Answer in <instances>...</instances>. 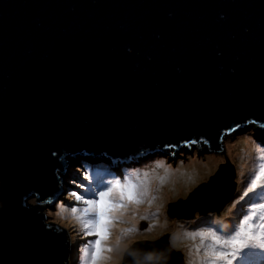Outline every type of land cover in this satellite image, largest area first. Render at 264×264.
<instances>
[{"label":"water","instance_id":"water-1","mask_svg":"<svg viewBox=\"0 0 264 264\" xmlns=\"http://www.w3.org/2000/svg\"><path fill=\"white\" fill-rule=\"evenodd\" d=\"M261 125L264 0H0V264H69L43 207L65 164L166 170L227 138L264 156ZM235 177L220 164L167 215H219ZM168 238L131 243L120 264H185Z\"/></svg>","mask_w":264,"mask_h":264},{"label":"rangeland","instance_id":"rangeland-1","mask_svg":"<svg viewBox=\"0 0 264 264\" xmlns=\"http://www.w3.org/2000/svg\"><path fill=\"white\" fill-rule=\"evenodd\" d=\"M220 144V149L216 151V154H218L219 157L216 155L217 159L215 158V163L212 169L200 178L196 176V168L193 167L192 162L201 164L205 161H201L191 149L185 147H182L174 152L172 165L166 170H157L149 164H142L120 177L105 178V180L104 178L96 177L99 184L93 183L91 180L93 177H90L91 179L87 180L89 183L83 181L80 182L81 185L76 183L77 186L82 189H85L82 185L86 187V190L83 191V193L78 190L76 191V189L72 186H68L69 184L67 181L71 182L69 179H72L69 177L71 176L69 173L66 177V181L64 180L62 182V187L51 198V203L44 209V213L46 215L45 222L52 221L67 229L72 251L68 259V263L82 264L83 249H85L88 246L89 241L94 240L95 237L85 235L83 223L87 217L82 216L81 213L78 212L81 216L80 221L82 224H79L77 215L75 217L76 220L72 217L67 219V216L61 219L59 214L63 209H61L62 207L60 206L64 205L65 209L69 212H71L70 208L72 206H77L82 209L84 207L83 203L77 202L75 198L70 195V193L77 192L79 194H84L87 197H92L95 190L102 189L104 184L107 182V179H119L123 183L124 178L127 177L135 183L143 182L147 188V194L139 203L126 200V207L119 213L115 214L116 218L109 226L110 235L104 241L105 244L108 240L114 243L113 246H109L113 251L106 252L104 254L105 256L110 257L104 262V264H111L113 260L118 259L117 254L119 249V253L122 252L120 256L123 255V252L129 247L122 245V242H125L124 239L131 243L132 241L139 239L161 237L166 232L170 233L172 246L180 249L184 253L185 264H202L204 246L200 244L199 237L193 240L189 238L188 234L199 230H205L208 227H212L213 229L223 228L227 230L233 225H238L239 219H242L243 215L247 214L250 210L251 203H259L257 202V199L261 197L262 193H264V189H259L254 193H249L243 200L240 199L247 189L251 178L254 176L256 170H258L259 165L264 163V156L253 154L249 149L232 138L224 139L220 142ZM226 162L231 164L234 168L236 176L234 181L237 182L236 185L239 190L237 194L238 197H232L231 201L221 210L220 215H216L212 211L201 216H196L192 220H178L176 218H170L167 215L166 208L169 202L178 200V198H185L187 194L199 183L207 181L209 176L214 174V172L219 168L220 164H225ZM71 166L72 169L73 166H75V170H81L79 165ZM186 169L190 170L193 174L184 172ZM169 171L176 172V176H168L167 173ZM81 172L84 175L87 173L82 170L79 171L78 174H74L72 176H79V173ZM144 173L148 174L146 178ZM73 181L78 182L79 179H73ZM166 181H168L174 188L168 186ZM162 192L166 193V196L162 198V201H160L161 198L159 197V193ZM202 195L204 197V194ZM154 203L156 205H154ZM236 204L237 206L234 208L231 207V205ZM132 214L133 219H131ZM208 220H210L213 224ZM255 220L257 225L262 223L259 219V215L255 217ZM141 221H145L146 223L143 222V225H141ZM227 222H229L228 227H226ZM220 223L222 225L217 226ZM160 224H165L164 228H161ZM205 243H207V241H205ZM79 246L80 248L77 249ZM197 246L200 247L199 253L196 251ZM245 251L250 252L249 250ZM250 256L251 253L247 256V258H245L246 262L244 261L243 264H257L256 261L252 262L251 260V262H249L251 259ZM233 262V264H237V261ZM116 263L118 264V262H114V264Z\"/></svg>","mask_w":264,"mask_h":264},{"label":"snow or ice","instance_id":"snow-or-ice-1","mask_svg":"<svg viewBox=\"0 0 264 264\" xmlns=\"http://www.w3.org/2000/svg\"><path fill=\"white\" fill-rule=\"evenodd\" d=\"M147 175L144 173L145 178ZM258 188L264 189V163L259 165L240 199L243 200ZM146 194L147 188L143 182L135 183L127 177L124 178L123 183L119 179L107 181L102 189L95 190L92 197L77 192L70 193L77 202H82L84 205L82 209L72 206L71 213L80 212L82 216L87 217L83 223L85 235L95 237L83 249L82 264H104L110 258L104 254L111 252L112 249L106 247L104 241L110 235L109 226L116 218L115 214L126 207V200L139 203ZM60 207L63 208L64 205ZM257 215L262 221L258 225L254 223ZM188 236L193 240L199 237L200 244L204 246L202 264H233V261L243 264L250 254L245 250H259L264 253V199L259 203H251L250 210L239 219L238 225H233L227 230L208 227L205 230L189 233ZM196 251L199 253V246L196 247Z\"/></svg>","mask_w":264,"mask_h":264},{"label":"clouds","instance_id":"clouds-1","mask_svg":"<svg viewBox=\"0 0 264 264\" xmlns=\"http://www.w3.org/2000/svg\"><path fill=\"white\" fill-rule=\"evenodd\" d=\"M220 142H222V140L220 141ZM221 147V146H220ZM74 167L75 166H73V169H72V166L71 165H67V164H65V166H64V168H63V173L61 174V173H58V176H59V179H60V188L62 187V182L65 180L66 181V177L68 176V174L70 173V175L71 176H69V177H71L72 179H69L70 181H71V183L72 184H74V185H72L70 182H68L67 181V183L69 184L68 186H72V187H74L75 189H76V191L78 190V191H80V192H82L83 193V191H82V188H80L79 186H77L76 185V183L77 184H80V182H76V181H73V179L75 180L76 178H75V176H72V175H74V174H78V172L79 171H82V170H84V171H86L85 169H83L82 167H80L81 168V170L79 169V171H77V170H75L74 169ZM68 170H69V172H68ZM73 170L74 171H77L76 173L75 172H73ZM81 174H83L82 172L81 173H79V176H81ZM63 179V180H62ZM82 187H85L84 185H82ZM236 189H238V186L236 187ZM236 192V191H235ZM233 197H234V195H233ZM179 199V198H178ZM51 200L52 199H50V200H46V202H45V204L43 205V207H44V209H45V207H47L50 203H51ZM176 201V200H175ZM231 201V200H230ZM229 201V202H230ZM171 202H173V201H171ZM228 202V203H229ZM233 202V201H232ZM232 202H231V204H232ZM227 203V204H228ZM226 204V205H227ZM225 207V206H224ZM232 207V206H231ZM213 213H215V212H213ZM221 213V212H220ZM45 214V213H44ZM216 214V213H215ZM217 215V214H216ZM196 216H201V215H198V213H196L195 214V217ZM45 217H46V215H45ZM194 217V218H195ZM179 220V219H178ZM180 220H184V219H180ZM192 220V219H191ZM256 221V220H255ZM142 223H141V225H143V222L144 223H146L145 221H141ZM47 223H53V224H56V225H58L60 228H63V229H65L66 231H67V229L66 228H64V227H61L59 224H57V223H55V222H52V221H50V222H47ZM226 227H228V226H226ZM230 228V227H229ZM166 233H169V232H166ZM165 234V233H164ZM163 234V235H164ZM157 238H159V237H157ZM157 238H152V239H147V240H155V239H157ZM169 243H170V246L171 247H173L175 250H179V251H181L180 249H178V248H176V247H174V246H172V244H171V240H170V233H169ZM139 240H144V239H139ZM146 240V239H145ZM135 241H137V240H135ZM135 241H132L131 243H133V242H135ZM130 243V244H131ZM129 244V245H130ZM128 245V246H129ZM80 247H78L77 249H79ZM250 251V253H251V251L252 250H249ZM255 252H256V254L255 255H253V256H250V260H249V262H251V260H252V262L253 261H255L256 260V262H257V264H260V263H262L261 261H258V258L259 257H257V252H259V250H254ZM72 252V251H71ZM71 252H70V255H71ZM78 252V251H77ZM76 252V253H77ZM182 252V251H181ZM182 254H183V256L185 257V255H184V253L182 252ZM70 257V256H69ZM122 257V256H121ZM247 258V257H246ZM120 262H121V259H120ZM185 262V261H184Z\"/></svg>","mask_w":264,"mask_h":264},{"label":"bare ground","instance_id":"bare-ground-1","mask_svg":"<svg viewBox=\"0 0 264 264\" xmlns=\"http://www.w3.org/2000/svg\"><path fill=\"white\" fill-rule=\"evenodd\" d=\"M231 152V151H230ZM222 153V152H221ZM216 155H217V157H219L218 156V154H216L215 153V156H214V158L212 159V160H210V161H205V162H202L201 164L200 163H194V162H192V164H193V167H195L196 168V170H195V174H196V176L198 177V178H200L202 175H204V174H206L209 170H211L212 169V167H213V165H214V163H215V158H216ZM233 156H235V155H233ZM236 157V156H235ZM217 159V158H216ZM202 161V160H201ZM68 172H69V170H68ZM184 172H189V173H191V174H193L190 170H188V169H186V170H184ZM167 175L168 176H176V172H174V171H172V172H168L167 173ZM63 180V179H62ZM167 182V184H168V186H170V187H172V188H174L168 181H166ZM166 196V193H164V192H162V193H159V197L161 198L160 199V201H162V198H164ZM154 205H156L155 203H154ZM235 206H237V204L236 205H233L232 206V208H234ZM61 209H63L62 210V212L59 214V216H60V218L61 219H63L65 216H67L66 218L67 219H69V218H74V220H76V215L78 216V221H79V224H82L81 223V216H80V214L79 213H76V214H73V213H71V212H69V211H67V209H65V207H63V208H61ZM131 219H133V214H132V216H131ZM164 226H165V224H160V227L161 228H164ZM114 245V243L113 242H111V241H106V244H105V246L106 247H109V246H113ZM113 251V250H112ZM116 261V259L115 260H113V262L111 263V264H114V262Z\"/></svg>","mask_w":264,"mask_h":264},{"label":"trees","instance_id":"trees-1","mask_svg":"<svg viewBox=\"0 0 264 264\" xmlns=\"http://www.w3.org/2000/svg\"><path fill=\"white\" fill-rule=\"evenodd\" d=\"M257 162V161H256ZM73 172H77V171H74L73 170ZM90 175L93 177L92 179L90 178ZM85 177H88V179H91L92 181H93V183H98V181H97V178L99 177V173L98 172H96V173H93V172H90V171H88L87 173H85V175L84 174H81V176H75V178L76 179H79V181L78 182H86V183H89L87 180L88 179H85ZM97 177V178H96ZM71 183V182H70ZM72 184V183H71ZM99 184V183H98ZM74 185V184H73ZM77 185V184H76ZM81 185V184H80ZM86 185V184H85ZM85 189H82V191H85L86 190V187H84ZM260 188H258L257 190H259ZM238 190L239 189H236V192L234 193V196L236 197H238ZM256 194V193H255ZM255 194H253V195H255ZM240 197V196H239ZM262 199H264V193H262V195H261V198H259V199H257V201H260V200H262ZM231 206H233V205H231ZM231 212V211H230ZM224 213V212H223ZM222 213V214H223ZM237 215V214H236ZM256 221H255V219H254V223H255ZM128 237V236H127ZM127 237H125V238H127ZM128 239V238H127ZM124 241L125 242H122V245L123 246H128L129 244H130V242H128V240H125L124 239ZM80 247V246H79ZM120 250V249H119ZM118 250V254H117V258L118 259H116V261L115 262H118V264H119V262H120V259H121V254H122V252L121 253H119L120 251ZM256 254V252L254 251V250H252L251 251V256H253V255H255ZM257 257H259V258H261V261L262 262H264V253H262V252H257ZM234 263V262H233ZM117 264V263H116Z\"/></svg>","mask_w":264,"mask_h":264}]
</instances>
